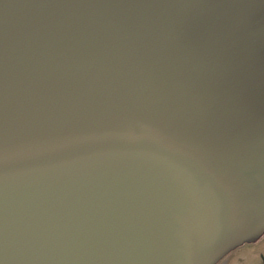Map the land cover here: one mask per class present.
<instances>
[{
    "label": "water",
    "instance_id": "obj_1",
    "mask_svg": "<svg viewBox=\"0 0 264 264\" xmlns=\"http://www.w3.org/2000/svg\"><path fill=\"white\" fill-rule=\"evenodd\" d=\"M264 232V0H0V264H216Z\"/></svg>",
    "mask_w": 264,
    "mask_h": 264
},
{
    "label": "flooded vegetation",
    "instance_id": "obj_2",
    "mask_svg": "<svg viewBox=\"0 0 264 264\" xmlns=\"http://www.w3.org/2000/svg\"><path fill=\"white\" fill-rule=\"evenodd\" d=\"M216 264H264V232L256 240L237 246Z\"/></svg>",
    "mask_w": 264,
    "mask_h": 264
}]
</instances>
